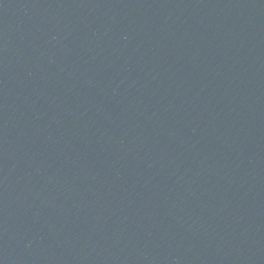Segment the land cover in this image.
Instances as JSON below:
<instances>
[{
    "label": "water",
    "instance_id": "1",
    "mask_svg": "<svg viewBox=\"0 0 264 264\" xmlns=\"http://www.w3.org/2000/svg\"><path fill=\"white\" fill-rule=\"evenodd\" d=\"M0 264H264V0H0Z\"/></svg>",
    "mask_w": 264,
    "mask_h": 264
}]
</instances>
